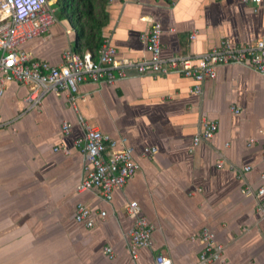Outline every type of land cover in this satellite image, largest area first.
Instances as JSON below:
<instances>
[{"label": "crops", "instance_id": "crops-1", "mask_svg": "<svg viewBox=\"0 0 264 264\" xmlns=\"http://www.w3.org/2000/svg\"><path fill=\"white\" fill-rule=\"evenodd\" d=\"M106 10L102 34L118 61L147 56L141 34L153 21L162 27L163 57L199 54L222 40L248 45L264 36V0H108ZM53 14L19 48L58 65L75 32ZM195 83L177 71L129 69L111 84L85 80L71 95L49 92L39 106L27 108V85L5 82L0 264H154L158 254L173 264H196L202 248L197 234L205 227L223 246L211 264H264V191L257 192L264 188V73L245 63L216 64L215 77L204 79L200 92ZM205 118L217 129L193 147ZM80 120L124 137L133 148L138 168L110 200L96 188L78 189L85 163L74 144L84 135ZM63 121L71 124L67 134ZM152 147V154L145 153ZM131 200L153 226L151 244L136 248L135 256L129 249L133 217L125 210ZM80 202L90 208L91 227L74 219Z\"/></svg>", "mask_w": 264, "mask_h": 264}, {"label": "built area", "instance_id": "built-area-1", "mask_svg": "<svg viewBox=\"0 0 264 264\" xmlns=\"http://www.w3.org/2000/svg\"><path fill=\"white\" fill-rule=\"evenodd\" d=\"M49 0H0V97L5 82L14 81L27 85L24 97L27 108L39 106L44 95L49 92L67 90L69 94L77 92L79 85L85 80L103 81L108 84L117 78L124 77L129 69L138 73L168 74L177 71L195 80L194 91L200 92V83L204 79L215 77V65L223 63H245L256 71L264 73V36L248 45L234 46L222 40L217 46L194 55H161L160 22L153 21L149 28L141 34L145 41L147 56L140 60L126 59L118 61L116 51L107 39L93 56L89 50L77 53L72 48H65L61 54V63L50 65L48 62L30 56L19 48L25 41L37 36L53 20V9ZM259 4L262 0H244ZM192 33L190 38H194ZM237 113L239 110L231 106ZM84 135L82 140L76 138L74 144L80 146L84 154L83 176L79 182V190L96 188L105 200H110L114 188L123 186L138 168L133 158V148L126 143L124 137L113 138L96 126L80 120ZM71 124L61 123V131L67 134ZM217 129V122L202 119L200 130L192 137L195 147L201 139H210ZM264 149V148H263ZM145 153L152 154L155 148H145ZM249 169L248 165L243 170ZM246 192L249 188L245 189ZM263 187L258 188L262 194ZM127 214L133 217L129 230V249L135 256V249L148 247L151 244L152 224L139 212L138 204L131 200L125 206ZM105 211L99 212L103 218ZM74 219L86 227L94 225L90 208L83 203L75 206ZM197 237L202 244L196 264H211L221 257L223 246L215 240L208 228L199 230ZM194 239V236L191 237ZM107 255L112 256V249L104 247ZM154 264H173L169 256L158 254Z\"/></svg>", "mask_w": 264, "mask_h": 264}, {"label": "trees", "instance_id": "trees-1", "mask_svg": "<svg viewBox=\"0 0 264 264\" xmlns=\"http://www.w3.org/2000/svg\"><path fill=\"white\" fill-rule=\"evenodd\" d=\"M108 0H52L58 19H66L75 32L71 46L77 53L89 50L96 54L104 37L102 29L108 21Z\"/></svg>", "mask_w": 264, "mask_h": 264}]
</instances>
